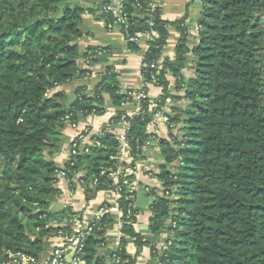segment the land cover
<instances>
[{"label":"trees","instance_id":"obj_1","mask_svg":"<svg viewBox=\"0 0 264 264\" xmlns=\"http://www.w3.org/2000/svg\"><path fill=\"white\" fill-rule=\"evenodd\" d=\"M200 2L193 36L185 18L166 21L160 9L148 15L147 0H123L131 51L138 50L137 34L156 32L140 74L145 84L162 88V98L151 102L145 91L123 90L114 68L107 67L95 95L88 97L79 87L75 102L64 110L63 93L56 90L89 73L79 69L80 57L94 61L102 53L89 48L80 56L77 46L82 16L97 13L100 6L0 0V264H8L12 254L38 264L48 238L71 235L50 212L60 196L54 159L66 117L75 124L80 116L104 114V96L120 107L140 94L145 99L139 113L125 116L128 161H118L120 144L104 130L92 137L99 146L78 152L63 170L69 180L84 171L85 193L94 196L113 191L110 174L121 169L120 247L107 249L112 218L105 215L85 238L83 264H110L113 256L118 264H135V257L126 254L125 237L135 243L136 256L147 246L134 227L137 211L130 207L136 163L151 140L164 161L157 179L168 195L156 197L151 206L148 232L167 225L158 264H264V0ZM105 18L118 25L111 16ZM169 28L179 33L172 59L163 58ZM167 75L184 90L182 96L169 94ZM168 97L182 103L172 109L180 117H169L166 138L156 139L147 127ZM122 114L116 112L111 122L117 124Z\"/></svg>","mask_w":264,"mask_h":264},{"label":"crops","instance_id":"obj_2","mask_svg":"<svg viewBox=\"0 0 264 264\" xmlns=\"http://www.w3.org/2000/svg\"><path fill=\"white\" fill-rule=\"evenodd\" d=\"M84 7L92 5L82 0H75ZM201 9L200 0H162L161 17L166 21H176L185 18V26L189 33L194 36L197 29V19ZM99 14H85L82 16L80 30L82 37L77 41L80 56L89 49H100V53L94 61H87L80 57L78 67L87 70L89 73L81 79H76L71 84L65 85L56 91L63 93L62 103L64 104L69 95H75L77 88L85 89L88 97L95 95L96 88L100 82V76L107 67L114 68L118 74V80L123 90L145 91L146 97L151 102L163 97L162 88L154 84H145L140 74L142 61L147 51L149 40L143 38L139 41L137 51L128 48L121 29L118 27L108 30L104 17ZM179 39V33L175 28L168 29V39L164 49L163 58L172 59ZM193 40H190V44ZM185 77L189 76V70L183 72ZM168 92L177 97L182 96L184 90H178L172 75H167ZM56 91H52L53 94ZM181 102H175L171 98L164 100L160 110L153 116L150 125L147 127L148 134L156 139L166 138L168 134V119L179 118V114L172 112L174 107L181 106ZM104 114L89 117L80 116L73 125L65 123L62 130V143L60 152L55 156L54 162L58 169L64 170L66 165L72 160L71 145L80 134L88 133L78 142L77 152L81 153L85 148L91 147L92 136L108 130L111 134L119 136L123 132V127L112 123L111 119L116 112H122L128 116H134L138 112L137 97L131 103L115 107L108 96H104ZM164 161L160 155V149L155 140H151L146 147L143 160L136 163L135 179L133 190L135 192L134 209L137 211L136 232L141 235L147 246L143 247L136 256V245L131 238L125 237L126 254L130 258L135 257V264H158L165 249L167 239V225L158 233L150 234L148 227L152 218L151 206L156 197H167L162 183L157 179L160 166ZM85 176L84 171H79L73 176L72 180L66 177H59L58 188L60 196L53 200L50 205V212L57 214L58 227L70 230L71 234L77 233L81 225L92 223L99 212L104 210V215L112 218L111 224L106 229L105 240L108 250L115 247V242L122 239L121 235V212L118 207V195L112 191L107 193L98 192L96 195L85 193L81 178ZM93 196V197H92ZM90 199H89V198ZM89 199V200H88ZM153 199V203H151ZM62 245L61 237L56 235L45 241L43 252L38 264H45L47 257L55 249ZM67 252V251H66ZM101 252L105 255L106 250ZM71 254L68 253L66 263L71 264Z\"/></svg>","mask_w":264,"mask_h":264},{"label":"built area","instance_id":"obj_3","mask_svg":"<svg viewBox=\"0 0 264 264\" xmlns=\"http://www.w3.org/2000/svg\"><path fill=\"white\" fill-rule=\"evenodd\" d=\"M147 2H148V10H149L148 15L154 14L157 9H161L162 0H147ZM99 6H100V9L98 10V12L101 16L104 17V22L106 23L107 29L112 30L113 28L118 27L119 29H121L126 39V37L129 36L128 35V15L127 13L124 12L123 0H111L108 3H104ZM138 7L139 9H141L140 5H138ZM105 16H111L112 19L118 22V25H114L110 22L108 23ZM148 24L150 26L153 25L152 19L148 20ZM156 37H157L156 32L150 31L147 33L137 34L136 37L133 39V41L138 45L139 41L143 38H147L149 42H151ZM142 99H145V95L140 94L137 96L138 112L136 113V115L139 113L140 100ZM150 105L153 106L154 108L153 103H151ZM125 116H128V115L123 113L120 117V121L117 123L123 127V132L119 136L116 137V140L120 144L118 148V151H119L118 161L120 163L123 161H128L130 158V150L126 144V136H125L130 127V124L129 122L126 121ZM66 120H67L66 123H70L67 117H66ZM71 125L74 126V124H71ZM87 134L88 133L80 134L76 138V140H74V142L71 145L72 156L77 155L78 142L82 140ZM99 145L100 144L98 141H94L93 139H91V146H99ZM88 148H85L83 152L88 153ZM58 176L60 178L65 177L63 170H60L58 172ZM110 178L112 180V185L114 188L112 192L118 195V193L121 190V187L119 186V181L121 178V169L117 168L115 172H112L110 174ZM133 208H134V202L131 205L130 209H133ZM103 215H104V210L100 211L98 216L95 218V220L88 225H81L78 221L80 228L75 234H71V235H63L61 233L57 234L58 236L61 237L62 245L58 248H55L50 253V255L47 257L45 261V264H64V261H66V258L68 256V253H70L72 256L71 264H83V261L81 260V254H82L83 243L85 241V238L89 233L92 232V229H93L92 224L96 221H99L103 217ZM118 247H120V240H117L115 242V248H118ZM31 262L32 260L28 257H25L24 255L12 254L10 255V261L8 264H30ZM118 263H119L118 258L113 256L112 259L110 260V264H118Z\"/></svg>","mask_w":264,"mask_h":264},{"label":"water","instance_id":"obj_4","mask_svg":"<svg viewBox=\"0 0 264 264\" xmlns=\"http://www.w3.org/2000/svg\"><path fill=\"white\" fill-rule=\"evenodd\" d=\"M85 2L90 5H102L103 4V0H85ZM75 100H76V97L74 95H69L65 103L63 104V107H64L63 109L64 110L69 109L72 106V104L75 102ZM150 202L153 203V199H151Z\"/></svg>","mask_w":264,"mask_h":264},{"label":"rangeland","instance_id":"obj_5","mask_svg":"<svg viewBox=\"0 0 264 264\" xmlns=\"http://www.w3.org/2000/svg\"><path fill=\"white\" fill-rule=\"evenodd\" d=\"M74 2H76L75 0H73Z\"/></svg>","mask_w":264,"mask_h":264}]
</instances>
